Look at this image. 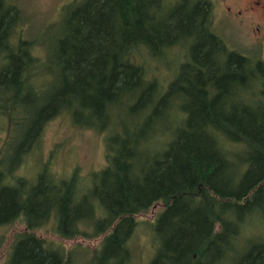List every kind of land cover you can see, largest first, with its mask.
<instances>
[{
	"label": "trees",
	"instance_id": "trees-1",
	"mask_svg": "<svg viewBox=\"0 0 264 264\" xmlns=\"http://www.w3.org/2000/svg\"><path fill=\"white\" fill-rule=\"evenodd\" d=\"M211 16L210 0H72L46 53L42 35L9 44L19 14L0 0V111L18 140L0 161V227L52 219L69 238L82 224L104 235L85 264H132L135 217L163 202L149 264H264L248 224L264 220V63L228 49ZM27 100L40 107L20 111ZM61 111L104 132L105 166L14 173ZM70 251L21 233L5 264H70Z\"/></svg>",
	"mask_w": 264,
	"mask_h": 264
},
{
	"label": "rangeland",
	"instance_id": "rangeland-1",
	"mask_svg": "<svg viewBox=\"0 0 264 264\" xmlns=\"http://www.w3.org/2000/svg\"><path fill=\"white\" fill-rule=\"evenodd\" d=\"M72 0H4L13 6L19 19L13 33L9 36V44L17 39L32 41L43 36V46L47 53L53 27L60 18L61 9ZM210 0L212 5L211 27L226 47L244 56L258 59L264 63V0ZM50 26V28H51ZM36 40L32 53L37 58H43L44 52ZM3 43H0V48ZM45 53V54H46ZM182 55V54H181ZM1 64V60H0ZM35 81V80H34ZM47 87L42 88L45 93ZM0 86V107L7 97ZM31 99V98H30ZM19 109L37 110L39 103L27 100L19 102ZM15 106V110L17 108ZM9 107L0 111V161L11 149H14L18 140H15L13 129L15 122L10 119ZM104 132L95 128L85 127L74 123L71 116L64 111L46 120L41 128L38 144L27 149L21 155V162L14 169L17 175L29 178L35 170L48 162V171L54 177H63L75 171L76 177H84L92 171H98L105 166ZM37 143V142H36ZM29 150V151H28ZM80 190V189H78ZM165 203L158 202L135 219L139 222L129 240L133 252L132 264H149L154 255L155 233L150 231L149 223L156 220L162 212ZM252 237L264 239V220L257 218L248 223ZM79 232H86L85 236L75 235L63 238L57 234L54 222L48 220L43 226L35 230H27L23 218L19 217L10 225L0 227V264H5L11 251V246L17 235L29 233L41 239L48 248L59 247L66 254L71 250L70 264H85L90 254L99 249L103 234L89 236L91 229L79 224ZM84 234V233H82ZM86 257H85V256ZM84 256V257H83Z\"/></svg>",
	"mask_w": 264,
	"mask_h": 264
},
{
	"label": "flooded vegetation",
	"instance_id": "flooded-vegetation-1",
	"mask_svg": "<svg viewBox=\"0 0 264 264\" xmlns=\"http://www.w3.org/2000/svg\"><path fill=\"white\" fill-rule=\"evenodd\" d=\"M261 3H263L261 0L259 2H257V5H260Z\"/></svg>",
	"mask_w": 264,
	"mask_h": 264
}]
</instances>
